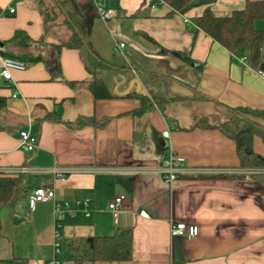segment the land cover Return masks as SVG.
<instances>
[{
	"label": "crops",
	"instance_id": "1",
	"mask_svg": "<svg viewBox=\"0 0 264 264\" xmlns=\"http://www.w3.org/2000/svg\"><path fill=\"white\" fill-rule=\"evenodd\" d=\"M246 1L213 0L210 7L227 14ZM205 7L172 12L169 4L148 7L137 0L130 15L138 9L146 14L134 16L136 35L123 48L116 45L117 55L82 33L83 19L95 26L88 19L95 8L90 0H0V71L3 56L27 65L12 70L11 79L0 74V170L21 174L28 191L0 211V264H75L56 257V229L61 238H93L126 228L133 230L130 260L84 264H264V177L254 176L264 169L242 167L235 142L212 127L231 117L229 107L264 109V76L247 52L232 53L198 29L195 18ZM256 25L264 29V19ZM74 30L85 42L81 49L63 44ZM88 47L112 65L95 73L110 98L96 99L90 89ZM130 92L175 99L164 110L135 114L140 101ZM88 116L96 121L78 124ZM20 129L37 137L33 152L20 147ZM170 147L186 168L171 182L156 171ZM254 150L264 156L261 137ZM22 166L27 171L15 170ZM54 167L67 170L65 177L56 178ZM40 185L51 186L56 200L74 212L56 213L54 200L30 207ZM121 194L115 220L108 204ZM178 221L197 225L198 234L172 237L171 225Z\"/></svg>",
	"mask_w": 264,
	"mask_h": 264
},
{
	"label": "trees",
	"instance_id": "2",
	"mask_svg": "<svg viewBox=\"0 0 264 264\" xmlns=\"http://www.w3.org/2000/svg\"><path fill=\"white\" fill-rule=\"evenodd\" d=\"M172 12H187L195 5H206L202 15L195 18L198 29L203 30L214 40L223 45L230 52L242 54L247 52L249 63L253 67L264 70L262 47L264 45V29L256 25L258 19H264V0H247L244 7L235 9L227 14H218L210 7L213 0H168ZM152 5L148 4V7ZM144 10L138 9L133 16H140ZM67 47L79 48L85 46L80 33L73 31L70 39L63 43ZM87 69L94 75L90 89L96 99L110 98L112 94L102 79L95 76L98 69L111 68L112 65L93 49L88 47ZM188 63L194 62L190 56L182 53ZM197 68H201V65ZM130 97L139 99L140 105L133 110L135 114H142L158 106L165 109V104L175 97H155L151 99L145 94L130 92ZM3 102L0 99V104ZM221 104V103H220ZM231 117L219 125H205L219 128L236 145L240 165L242 167L264 166V156L254 150V140L261 137L264 141V126L258 119L264 120V109H250L246 106L229 107ZM95 117H82L78 124L94 123ZM197 126H203L202 121ZM264 177V174H256ZM220 177H234L220 174ZM23 176L5 175L0 172V211L3 207L13 206L18 200L26 198L28 191L23 185ZM1 224V220H0ZM133 230L122 229L115 234L93 237V243L87 237L70 236L61 238V254L70 257L75 264H84L86 261L98 260H130L132 258ZM12 264H19L13 259Z\"/></svg>",
	"mask_w": 264,
	"mask_h": 264
},
{
	"label": "built area",
	"instance_id": "3",
	"mask_svg": "<svg viewBox=\"0 0 264 264\" xmlns=\"http://www.w3.org/2000/svg\"><path fill=\"white\" fill-rule=\"evenodd\" d=\"M95 8L98 12V14L103 18V19H109L115 15V11L112 9H107L105 8L100 0H91ZM146 4H150L152 6H157V5H164V4H169L168 0H143ZM170 5V4H169ZM11 12H14L15 9L11 8ZM184 22L189 23L190 20L187 16L184 17ZM119 48L124 47V43L121 42L118 44ZM241 59L245 60L247 59L246 56L241 57ZM2 67L0 74L3 78L5 79H11L12 78V70L17 69V70H24L26 69L27 65L26 62L20 58L12 57V56H3L2 57ZM258 74L264 76V70L262 68L257 69ZM13 97L17 96V92H14ZM164 136L168 135V132L165 131ZM37 137L33 136L29 133L28 130L25 129H20V147L28 152L31 153L33 152L36 147H37ZM184 159L175 153V151L170 147L167 151V154L165 155L164 159L158 163L156 167V171L161 173L166 181H173L176 179L180 174L184 173L186 171L185 166L183 165ZM26 166H22L18 169V171H27ZM53 173L55 174L56 178H64L65 173L67 170L61 169L54 167L51 169ZM0 172L6 173V170L2 169ZM56 195H55V190L48 185H40L34 188L32 194L29 197V205L30 207H34L37 202L39 201H55V212L59 213L62 210H67L69 212H74V209L72 205H70L68 202H62L59 200H56ZM125 199V195L121 194L116 197L110 203L108 204V208L111 211V214L115 220L118 218V210L123 203ZM81 202V201H78ZM83 204L85 205V210L86 214H89V211L87 210V207L89 206V201L85 200L82 201ZM141 215L148 216L145 210H142ZM60 226V222L57 224ZM199 232V227L195 224H188L183 221H178L174 222L171 225L170 228V234L172 237H181L185 236L188 238H192L196 236ZM61 235L60 232L56 229L54 233V247H55V254L56 257L61 255Z\"/></svg>",
	"mask_w": 264,
	"mask_h": 264
},
{
	"label": "rangeland",
	"instance_id": "4",
	"mask_svg": "<svg viewBox=\"0 0 264 264\" xmlns=\"http://www.w3.org/2000/svg\"><path fill=\"white\" fill-rule=\"evenodd\" d=\"M101 2L105 8L117 10L118 15L112 17L110 20L108 19V21L106 20V22L97 14L95 8L94 10L90 8L91 13L89 10L88 19L93 20L95 26L92 28L86 22L87 18L83 19L79 26L88 42L99 44L102 50L113 51L115 54L120 55L117 49L118 43L124 42L129 44L130 39H134V35H136V32L133 31V24L139 18L130 15V13L134 10L137 0H101ZM92 11L95 13H92ZM261 120L264 123V120ZM251 168L263 170L264 166H254Z\"/></svg>",
	"mask_w": 264,
	"mask_h": 264
},
{
	"label": "water",
	"instance_id": "5",
	"mask_svg": "<svg viewBox=\"0 0 264 264\" xmlns=\"http://www.w3.org/2000/svg\"><path fill=\"white\" fill-rule=\"evenodd\" d=\"M88 241L91 242V244L93 243V238H88Z\"/></svg>",
	"mask_w": 264,
	"mask_h": 264
},
{
	"label": "bare ground",
	"instance_id": "6",
	"mask_svg": "<svg viewBox=\"0 0 264 264\" xmlns=\"http://www.w3.org/2000/svg\"><path fill=\"white\" fill-rule=\"evenodd\" d=\"M91 1V0H90ZM119 44V43H118Z\"/></svg>",
	"mask_w": 264,
	"mask_h": 264
}]
</instances>
